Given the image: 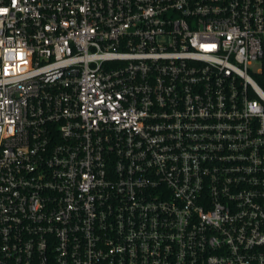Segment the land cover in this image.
Returning <instances> with one entry per match:
<instances>
[{
  "label": "built area",
  "instance_id": "obj_1",
  "mask_svg": "<svg viewBox=\"0 0 264 264\" xmlns=\"http://www.w3.org/2000/svg\"><path fill=\"white\" fill-rule=\"evenodd\" d=\"M0 264H264V0H0Z\"/></svg>",
  "mask_w": 264,
  "mask_h": 264
}]
</instances>
